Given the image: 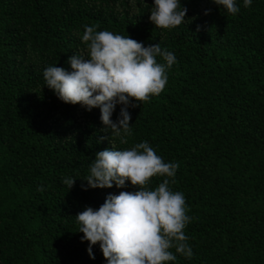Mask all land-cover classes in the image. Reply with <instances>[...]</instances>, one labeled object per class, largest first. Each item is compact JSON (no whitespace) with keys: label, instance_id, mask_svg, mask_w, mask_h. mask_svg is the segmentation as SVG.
Segmentation results:
<instances>
[{"label":"trees","instance_id":"16d2710c","mask_svg":"<svg viewBox=\"0 0 264 264\" xmlns=\"http://www.w3.org/2000/svg\"><path fill=\"white\" fill-rule=\"evenodd\" d=\"M235 2L233 15L180 0L185 22L162 29L149 20L153 0H0V264H107L98 243L90 257L75 216L137 189L83 179L96 152L140 142L179 164L169 187L191 217L193 255L171 249L167 264H264V0ZM93 25L175 55L164 90L128 107L127 144L105 130L99 108L45 86L46 67L71 71L68 57L86 55L80 37ZM65 178L75 179L68 190Z\"/></svg>","mask_w":264,"mask_h":264},{"label":"clouds","instance_id":"9594fccd","mask_svg":"<svg viewBox=\"0 0 264 264\" xmlns=\"http://www.w3.org/2000/svg\"><path fill=\"white\" fill-rule=\"evenodd\" d=\"M211 2L229 14L239 12L235 0ZM251 3L252 0H243L244 7ZM149 11V20L162 29L183 24L187 13L180 0H153ZM97 27L85 26L80 39L86 45V55L74 53L68 57L71 71L48 66L43 79L62 102L79 104L88 111L99 108L105 130H110L121 144H127L125 137L131 134L128 107L135 108L138 102H147L164 90L167 69L176 62L175 55L158 42L145 46L128 35L97 31ZM157 57L165 63H159ZM118 104L123 107L113 121ZM178 168V163L165 162L147 142L95 153L90 174L83 179L88 187L123 188L128 182L137 190L109 194L98 209L85 207L76 214L77 232L83 234L82 241L88 242L90 257L91 247L98 243L107 264H167L177 259L171 249L191 258L189 237L184 231L191 220L185 197L169 187ZM154 176L167 178L151 189L148 185ZM74 182V178L63 180L67 190ZM171 182L175 183L174 179Z\"/></svg>","mask_w":264,"mask_h":264}]
</instances>
